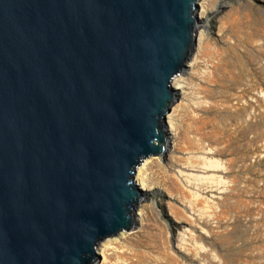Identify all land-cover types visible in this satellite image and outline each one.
<instances>
[{"label": "water", "instance_id": "1", "mask_svg": "<svg viewBox=\"0 0 264 264\" xmlns=\"http://www.w3.org/2000/svg\"><path fill=\"white\" fill-rule=\"evenodd\" d=\"M204 0H0V264H96L172 144Z\"/></svg>", "mask_w": 264, "mask_h": 264}, {"label": "rangeland", "instance_id": "2", "mask_svg": "<svg viewBox=\"0 0 264 264\" xmlns=\"http://www.w3.org/2000/svg\"><path fill=\"white\" fill-rule=\"evenodd\" d=\"M206 8L211 32L174 105L178 130L162 162L145 160L154 194L138 207V227L114 243L110 264H264V110L247 134L236 122V98L256 102L264 92V0H208ZM213 157L224 171L204 167ZM213 175L227 184L202 180ZM201 234L207 249L198 255Z\"/></svg>", "mask_w": 264, "mask_h": 264}, {"label": "bare ground", "instance_id": "3", "mask_svg": "<svg viewBox=\"0 0 264 264\" xmlns=\"http://www.w3.org/2000/svg\"><path fill=\"white\" fill-rule=\"evenodd\" d=\"M207 1L208 0H204L203 13L207 10V8H206ZM209 15H212V14L207 13V16H209ZM205 19H206L205 21L203 19V21L206 24L203 25L205 29H204V36H203L202 43L200 45V49L202 48V45L207 38V34L211 32V21L207 17ZM197 57L192 58L191 61L189 62V64H187L184 71L177 74V82L182 87V92H184V93H185V90L187 88V85H190V83L187 80V78L185 77V75H186L189 68H192V67L197 65V61H198ZM252 80H251L252 83L250 84V90L256 91V88L258 87L257 82L254 81V78ZM257 93H256L257 95L255 97H253V99L256 98V102L251 101V100L245 101V100H242L240 97L236 98V100H238L239 104L240 103L243 104L242 105L243 106L242 116L240 115V118H237L236 122H242V121L244 122L245 126H243V129H246L245 134H247V132L252 130L251 127H254V124L252 122L254 120H256V118L258 116L257 107L259 106L261 109L263 108V110H264V92H257ZM173 109L174 110L171 112L172 133L176 132L178 130V117H179V107L177 106L176 108H173ZM233 110H236V106H233L232 111ZM263 110H262V112H263ZM235 116L237 117V114H235ZM241 127H242V125H241ZM169 151H170V148L166 149V151L164 153H162L161 155L148 158V159H146V161L150 160L149 162L156 161V162L160 163V162H162L163 158H165V156L168 155ZM146 161L144 162L145 165L142 166V168H141V178H142L145 190H146V194L143 197V199L140 201L139 205L144 204L143 202H145L146 199L149 200L148 198L152 197V195L154 194L153 185H152V183H150V176L148 175L147 171L144 170L145 167L148 165ZM203 165L206 169H214L215 171L218 170L219 172L221 170L222 171L225 170V163L221 159H217L215 157L206 158ZM200 177H202V176H200ZM200 177H198V178H200ZM202 180L203 181L209 180L210 182L214 183L215 185H221V186H225L227 184V180L224 177H219L216 175L205 177L204 179L202 178ZM202 180H201V182H202ZM138 207H140V206H138ZM144 207L145 206L141 205V209L137 210L138 211V220H140L143 216V208ZM210 210H211V208H205V212L209 214L208 216L211 219L213 217V215H211ZM206 230H207V228H206ZM129 231L130 230L120 231L116 235L107 237L102 241V248H103V252L101 253V256L103 257L102 264H110L111 263V261L109 260V251L114 249L115 248L114 243L116 241H118V239H120V238L122 239L124 236L128 235ZM206 237H207L206 235L201 234L200 238L197 239V245H198V249H199V252H197L198 255L200 254V250L207 249V245L205 242ZM183 241L187 242V241L182 239V242Z\"/></svg>", "mask_w": 264, "mask_h": 264}]
</instances>
